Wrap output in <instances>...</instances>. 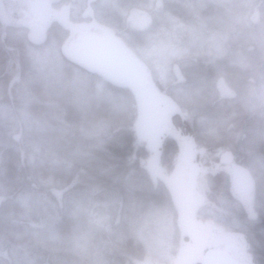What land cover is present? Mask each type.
<instances>
[{"label":"rangeland","instance_id":"1","mask_svg":"<svg viewBox=\"0 0 264 264\" xmlns=\"http://www.w3.org/2000/svg\"><path fill=\"white\" fill-rule=\"evenodd\" d=\"M156 1L158 14L145 11L134 17L143 30L134 37L108 16L126 5H141V0H0V96L23 118H28L33 99L32 74L54 81L60 90L76 85L75 97L84 90L85 76L62 73V41L71 59L92 70L87 41L109 35L119 56L131 59L135 67L126 82L103 77L130 88L135 99L131 121L100 118L70 125L73 137L64 144L44 139L47 147H42L24 141L18 169L24 177L19 175L13 184L0 179V189L16 186L13 195L21 205L27 199L29 208L19 219L32 234H44L63 210L61 197L47 183L22 195L33 158L43 151L67 164L66 189L81 194L85 227L63 244L53 235L47 245L0 235V264H202L208 247L220 248L243 264H264V87L243 90L239 77L227 72L224 50L197 13L201 3ZM217 1L226 5V0ZM260 1L227 4L255 7ZM107 20L117 32L102 23ZM99 86L104 91L106 84ZM114 99L124 109V97ZM176 111L194 135L171 124ZM160 132L185 147L165 174L152 164L145 146ZM225 151L233 158L223 162ZM187 155H197L199 171ZM101 161L105 174L97 168Z\"/></svg>","mask_w":264,"mask_h":264},{"label":"trees","instance_id":"2","mask_svg":"<svg viewBox=\"0 0 264 264\" xmlns=\"http://www.w3.org/2000/svg\"><path fill=\"white\" fill-rule=\"evenodd\" d=\"M141 1H144L141 5L133 3L124 6L121 11L110 14L109 19L118 21L120 30L125 28L134 37L142 35L143 30L136 26L134 17L145 11L155 16L160 12L161 7L156 0ZM229 1L226 0L224 2L226 5H223L218 4L217 0H202L201 2L197 0L195 4L201 3L202 5L197 8V13L203 17L204 25L212 27V34L218 42L220 51L224 50L222 62L226 64L225 68L228 69L227 72L230 75L234 74L239 77L242 83L241 89L251 91L250 87L256 84L264 87V0H261L255 7V3L229 5L227 4ZM102 23L107 24L109 28L110 24H114L108 20ZM111 30L112 32L118 31L113 25ZM0 44L2 46L3 43ZM61 65L62 73L67 78L72 76L74 71L85 76V88L79 97L73 96L76 92V85L73 89L69 87L66 90H60L58 86H53L51 82L54 81H46L36 74L31 75L30 91L33 99L27 105L28 112L25 115H28V118H23L24 114L14 113L8 100L0 96V146H3L0 152V179H4L5 184L18 183L19 175L24 177V173L18 170L21 166L20 148L25 143L24 141L33 140L37 146L42 147H47L44 139L64 144L71 141L73 137H71L70 125L79 126L80 123H89L100 118L109 122L128 123L131 121L129 113L131 109L134 110L135 99L130 94V88L114 85L104 79V76L109 75L114 82L118 83L126 81L114 79L109 73H101L94 68L88 69L84 65L77 64L70 56L65 57L63 54H61ZM102 82L106 84L104 91L99 86ZM116 97H124V109L117 105L114 99ZM173 113L170 115L171 124L185 134L194 135L190 123L186 121L183 114L179 111ZM63 115L66 118L65 121L61 118ZM55 124L64 130L54 129ZM31 130H35L34 135L31 134ZM153 135L145 145L147 154L153 157L152 164L157 166L158 170H163L164 174L169 173L174 168L177 154L185 150V147H181L175 137H170L164 132ZM67 146H70V143L65 145ZM143 153L145 154V151ZM46 154L40 151L33 158V163L25 176L28 181L24 182L25 187L21 192L25 195L27 192L24 191L31 192L42 183H47L51 185V188L53 187L54 193L61 197L63 210L58 220L47 229V232L43 234L40 231L37 235L32 234L27 222L19 219L25 206L29 208L27 199L22 205L18 202L13 195L16 186L12 191H6L5 188L0 189V235H6L15 242L30 239L47 245L56 237V242L63 244L72 234L85 227L82 213L84 202H82L81 194L69 188L66 189L67 178H69L67 164L57 159H50ZM194 156L187 155L186 158L194 163L197 155ZM197 166L199 165L196 164L195 169L199 171L200 168ZM97 168L105 174L106 167L103 161L97 163ZM153 173L156 175L155 172ZM245 228L246 231L249 227ZM232 232L239 233L237 230ZM50 235L55 237H49ZM237 239L244 243L245 238L239 236Z\"/></svg>","mask_w":264,"mask_h":264},{"label":"water","instance_id":"3","mask_svg":"<svg viewBox=\"0 0 264 264\" xmlns=\"http://www.w3.org/2000/svg\"><path fill=\"white\" fill-rule=\"evenodd\" d=\"M85 46L86 53L92 58L93 68L101 73H109L114 79L125 81L135 73L134 62L123 59L115 51L117 42L109 35L92 37ZM65 41L61 42L60 53L68 57ZM221 161L233 158L229 151L222 153ZM202 264H242L236 258L228 256L220 248L208 247L202 256Z\"/></svg>","mask_w":264,"mask_h":264},{"label":"flooded vegetation","instance_id":"4","mask_svg":"<svg viewBox=\"0 0 264 264\" xmlns=\"http://www.w3.org/2000/svg\"><path fill=\"white\" fill-rule=\"evenodd\" d=\"M244 242H245V239H244Z\"/></svg>","mask_w":264,"mask_h":264}]
</instances>
